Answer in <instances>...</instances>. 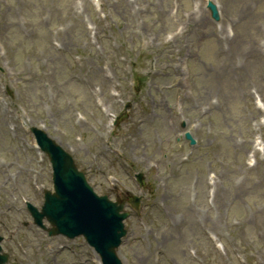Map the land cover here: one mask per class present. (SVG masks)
Instances as JSON below:
<instances>
[{"label":"rangeland","instance_id":"374dc122","mask_svg":"<svg viewBox=\"0 0 264 264\" xmlns=\"http://www.w3.org/2000/svg\"><path fill=\"white\" fill-rule=\"evenodd\" d=\"M84 1L0 0V222L6 229L14 227L21 216L20 197L37 199L32 182H47L46 168L30 150L21 124L45 122L69 135L78 113L85 119V131L94 129V135L90 133L85 140L84 151L89 150L94 160L90 181L97 191L106 189L101 181L108 171L114 173L116 184L134 191L129 167L153 166L147 173L151 185L146 189L147 200L127 223L128 237L122 249L127 264H264V122L247 103L250 89L264 95V54H256L238 40L228 43L221 36L218 45L212 40L204 47L200 41L193 43L192 76L202 81L197 97L203 105H208L209 98L215 100L204 117L213 127L191 122L187 113L172 119L167 118L168 110H158L155 115L149 112L133 121L124 120L110 134L104 117L102 127L98 125L102 116L94 102L97 98L105 104L111 88L100 67L105 56L95 51L94 39L85 41L87 33H82L75 13ZM114 1L117 12L110 11L111 17L124 23L128 34L135 29L142 36L139 11L131 17L123 12L124 0ZM250 1L256 2L257 11L244 12L236 39L244 35L253 47L258 37L251 35L263 22L264 0H218L226 22ZM138 5L136 1L135 9ZM193 24L210 38L208 20ZM152 27L150 33L155 37L159 31ZM101 28L98 25L92 34ZM61 30L68 47L65 52L77 53L80 64L81 48L84 51L85 82L76 94L62 96L66 98L53 92L46 74L38 75L22 61L27 51L48 50V35L50 40L57 39ZM103 36L99 33V39ZM164 51L157 50L158 58ZM107 55L117 60L112 49ZM76 73L74 69L71 81ZM94 88L101 91L96 93ZM181 121L187 123L200 150L177 145ZM249 152L252 165H248ZM209 172L215 176L212 185L208 184ZM207 233L222 243L221 252L209 244ZM58 258V264H77L70 256H63L64 261Z\"/></svg>","mask_w":264,"mask_h":264}]
</instances>
